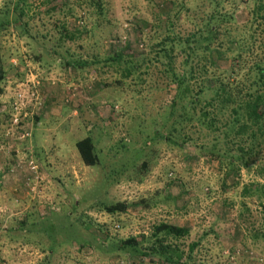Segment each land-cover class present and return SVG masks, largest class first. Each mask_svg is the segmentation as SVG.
<instances>
[{
    "label": "rangeland",
    "instance_id": "1",
    "mask_svg": "<svg viewBox=\"0 0 264 264\" xmlns=\"http://www.w3.org/2000/svg\"><path fill=\"white\" fill-rule=\"evenodd\" d=\"M178 1L186 9L175 0H32L25 29L33 37L0 26L7 72L0 95V264L44 261L33 236L48 232L51 221L68 227L49 264H167L120 247L131 237L142 242L164 222L189 228L178 245L191 264H264V174L256 163L232 167L206 155L199 140L178 146L155 133L176 86L160 62L145 61L155 60L151 46L169 29L191 34L216 3L243 26L258 2ZM64 21L84 32L55 54L49 36L54 24L63 33ZM116 50L126 56L119 69L93 63ZM229 63L221 58L217 65ZM86 136L96 144V166L77 151ZM117 202L127 211L103 210Z\"/></svg>",
    "mask_w": 264,
    "mask_h": 264
},
{
    "label": "trees",
    "instance_id": "2",
    "mask_svg": "<svg viewBox=\"0 0 264 264\" xmlns=\"http://www.w3.org/2000/svg\"><path fill=\"white\" fill-rule=\"evenodd\" d=\"M257 2L251 11L252 19L243 26L235 23L233 14L220 11L216 3L211 14L191 34H171L169 29L160 41L151 46L155 60L145 58V61H149L147 65L160 62L164 67L161 72L171 85L176 86L168 116L158 125L159 128L155 127V133H163L165 142L178 146L184 143L197 145L199 140L202 150L209 153L206 155L225 160L232 167L240 164L250 168L252 163H256L258 170L264 174V53L260 51L264 45V0ZM176 3L181 9L187 7L181 1L175 0ZM32 10V0H9L0 7L1 28L13 26L20 36L27 39L33 37L25 29L30 21L29 16L33 15L30 13ZM178 16L179 13L174 19H178ZM25 17L27 20L23 21ZM55 23L61 24L59 21ZM79 23L83 25L84 22ZM171 23H174L173 20L168 22L169 27ZM67 25L64 21L62 33L61 30L56 32L54 24L49 36L55 43L52 42L55 54L65 41L82 39V26ZM237 49L240 50L238 54ZM177 52L182 56L180 62ZM228 57L229 66L224 68L217 65L221 58ZM124 58L123 50H116L102 59L95 57L93 63L101 69L111 65L119 69ZM77 62L84 66L82 61ZM133 69L131 66V69L124 68L123 71L128 75ZM6 73L0 58V95L4 93L2 83ZM191 129H195V132ZM76 147L85 165L96 166L100 163L92 136L78 140ZM249 194V189H243L245 197ZM102 207L108 214L122 213L128 209L126 202L104 204ZM70 219L72 217L65 216V221ZM47 227L48 232L39 233L41 238L33 236L37 239L35 245L39 244L47 254L40 264H49V258L57 256L58 247L62 245L60 234L66 233L68 225L58 226L51 221ZM189 234L186 226L164 222L155 226L152 234L144 236L142 242L137 237H131L121 242L120 247L131 248L152 258L157 256L167 264H191L190 257H185L178 245ZM196 245L191 247L192 251Z\"/></svg>",
    "mask_w": 264,
    "mask_h": 264
}]
</instances>
